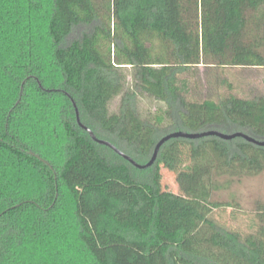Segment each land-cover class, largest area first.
<instances>
[{
  "label": "trees",
  "instance_id": "1",
  "mask_svg": "<svg viewBox=\"0 0 264 264\" xmlns=\"http://www.w3.org/2000/svg\"><path fill=\"white\" fill-rule=\"evenodd\" d=\"M264 0H0V264H264Z\"/></svg>",
  "mask_w": 264,
  "mask_h": 264
},
{
  "label": "water",
  "instance_id": "2",
  "mask_svg": "<svg viewBox=\"0 0 264 264\" xmlns=\"http://www.w3.org/2000/svg\"><path fill=\"white\" fill-rule=\"evenodd\" d=\"M75 113H76V120H77V123L80 127H83L79 121V116H78V112L77 110H75ZM83 129H85L90 137L97 143L99 144H103L107 147H109L111 150H113L116 154L120 155L121 157H123L125 160H127L129 163H131L134 167L138 168V169H146V168H149L150 166L153 165V163L155 162L156 158H157V155H158V152L161 148V146L166 143L167 141L171 140V139H176V138H182V139H188V140H197V139H201V138H204V137H217L221 140H224V141H230V140H233L235 138H241L249 143H252L256 146H259V147H264V140L263 141H258V140H255L254 138L244 134V133H241V132H237V133H233V134H224V133H221L219 131H206V132H202V133H186V132H182V131H179V132H174V133H170L168 135H165L164 137H162L155 145L154 149H153V153L151 155V158L149 159V161L144 164V165H139L137 163H135L134 161H132L129 157H127L126 155H124L123 153H121L119 150H117L114 146H112L111 144L107 143V142H103V141H100V140H97L93 134L88 131L85 127H83Z\"/></svg>",
  "mask_w": 264,
  "mask_h": 264
},
{
  "label": "rangeland",
  "instance_id": "3",
  "mask_svg": "<svg viewBox=\"0 0 264 264\" xmlns=\"http://www.w3.org/2000/svg\"><path fill=\"white\" fill-rule=\"evenodd\" d=\"M221 200L235 197L246 209H252L257 200L264 201V174L249 177L236 183L230 189L221 191L218 196Z\"/></svg>",
  "mask_w": 264,
  "mask_h": 264
}]
</instances>
